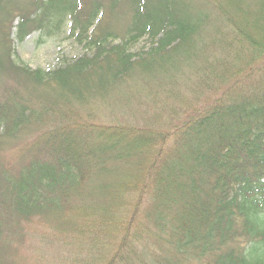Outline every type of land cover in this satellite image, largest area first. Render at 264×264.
Masks as SVG:
<instances>
[{
    "label": "trees",
    "instance_id": "1",
    "mask_svg": "<svg viewBox=\"0 0 264 264\" xmlns=\"http://www.w3.org/2000/svg\"><path fill=\"white\" fill-rule=\"evenodd\" d=\"M7 1L0 0V16ZM25 5L21 38L33 29L53 31L69 16L72 35L93 55L32 68L13 58V43H4L13 41L11 33L0 39V264H74L52 261L45 249L62 232L54 230L55 221L68 212L80 220L93 212L105 222L101 245L97 229L88 233L98 256L99 246L107 249L104 262L95 253L92 264H264V63L238 67L226 85L221 78V93L205 105L191 106L187 97L179 104L190 110L173 105L175 115L183 111L170 130L78 115L91 107L88 97L103 96L133 69L155 73L168 63L172 71L171 54L179 48L190 55L220 40L231 54L234 45L237 50L220 62L245 50L257 61L264 56V0ZM221 22L232 29L234 43L227 31L219 35L227 27ZM146 35L154 42L145 55L128 50ZM28 86L35 90L27 92ZM15 148L13 157L8 152ZM112 231L120 237L115 248Z\"/></svg>",
    "mask_w": 264,
    "mask_h": 264
},
{
    "label": "rangeland",
    "instance_id": "2",
    "mask_svg": "<svg viewBox=\"0 0 264 264\" xmlns=\"http://www.w3.org/2000/svg\"><path fill=\"white\" fill-rule=\"evenodd\" d=\"M25 4H27V0H9L7 1V11L0 16V39H4L6 34L12 32L11 38L13 41L10 42L7 38L4 43H13V58L17 63L27 64L32 68L54 69L66 64V62L74 61L84 53L93 55V51L90 50V47L85 42H80L75 35H72L69 16L59 28L53 31L49 32L46 28L42 30L33 29L24 38H21L18 32V25L19 19L22 18L23 14L21 7L26 6ZM115 12L117 17H124V9L121 6L117 7ZM38 13L40 17L44 16V13L42 16L40 12ZM61 17L62 14H56L52 21V26L55 25L56 27V23H59ZM63 18L65 17L63 16ZM214 21L215 18L213 23ZM219 25L223 26L226 24L221 22ZM226 26L218 33L222 36L227 31L224 35L234 43L233 34L230 35L229 33L232 32V29L228 25ZM118 39H116V42L119 41ZM153 42L151 37L146 35V37L140 38L139 41L131 43L128 50L145 55V51L151 48ZM196 47L197 49L190 55L180 48L177 52L173 51L174 55L171 54V58L176 60L177 67L171 68L172 71L168 69V63L161 65L160 71L155 73H150L148 70L145 71L141 68L133 69L115 81L116 83L110 86V89L103 96L88 97L91 107H85L84 111H80L78 115L83 120L88 116L90 120L101 124L105 122L128 124L130 122L136 125H146L148 123V126L154 127L156 130H170L174 128V123L181 118L183 111H179L175 115V112L170 109L176 107L183 100L187 101L186 97L190 98V101L187 102L191 106L205 105L209 97L215 96L216 93L217 95L221 93L222 85L220 86L219 84L221 78H227L224 82L226 85V81L233 77V73L235 75L238 74L239 70L234 71L238 67L251 65L255 70L260 63H264V59H262L264 56H260L257 61H250L251 54L248 50L241 52L242 56L240 55L234 59L231 56L228 61L220 62L228 55L235 56L237 54L235 45L232 47L233 53L231 54L230 47L225 50L228 46L220 42V40L213 44H202ZM140 55L137 54L136 60L139 59ZM205 58L209 60L204 64L203 59ZM213 88H217L216 92H214ZM29 90L35 89L28 86L26 91L28 92ZM172 92L176 93V97H171L169 100L166 95ZM154 94H157L158 102L154 101ZM165 100L170 103L169 106H162ZM181 106L188 110L191 109L190 105L179 104V107ZM16 151L17 149L15 148L8 153L14 157ZM68 214L70 215L68 221H62L67 218ZM85 214L81 215V220L78 218L71 219L72 215L68 212L61 221H55L54 230H61L62 232L57 233L45 245L49 259L52 261L56 259L59 262L65 260L74 264H92L90 258L94 257L92 258L94 260L95 253L96 256L99 255L98 249L96 248L93 251V247L95 248V243L99 242L101 245L102 241H105V236L103 235H106L108 230L105 222L96 221L98 216L93 214V212ZM115 222L120 223V221ZM109 227L111 228V226ZM92 228L99 231L100 239L97 238L95 243L92 236L93 231L90 233L92 238L88 237V233ZM112 232L114 235L119 233L118 231ZM114 237L112 247L114 246L115 248V246L120 244V237L116 235ZM31 241H33V238L28 242ZM99 247L101 256H98L97 259L102 257L100 259L101 263H103L107 249L104 248L105 246ZM110 250L108 254L113 253ZM25 253H27L26 250ZM38 256L39 254L36 253V257ZM193 264L200 263L196 262Z\"/></svg>",
    "mask_w": 264,
    "mask_h": 264
}]
</instances>
